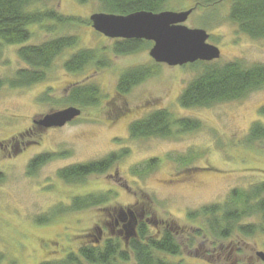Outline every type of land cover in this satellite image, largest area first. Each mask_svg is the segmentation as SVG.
<instances>
[{"label":"rangeland","instance_id":"374dc122","mask_svg":"<svg viewBox=\"0 0 264 264\" xmlns=\"http://www.w3.org/2000/svg\"><path fill=\"white\" fill-rule=\"evenodd\" d=\"M176 5L175 11L195 8L185 24L210 34L208 42L221 50L217 62L264 63V39H252L239 31L229 17L230 0H221L210 9H196L194 0ZM35 9H53L83 20L104 12L99 0L46 1ZM54 26L47 21L34 27L33 43L77 35L78 46L60 55L45 81L24 89L0 88V172L4 175L0 182V264L60 260L68 252L77 251L82 243L101 239L97 226L104 229L103 237L110 236L107 222L113 208L130 204L142 206L145 217L140 222H145L152 233L176 228L172 231L183 248L180 256L171 257L173 262L264 264L257 255L258 251L264 252V231L220 242L231 244V248L229 252L218 251L213 249L220 247L218 243L212 245L209 240L212 236L197 230L202 221L189 220V214L202 206L227 201L233 189H247L264 181V139L247 142L252 126L264 125L260 113L264 86L241 100L210 107H183L180 95L200 72L197 66L155 62L149 54L152 42L130 55H110L109 67L88 66L71 73L64 68L71 53L83 48H110L114 40L87 23ZM1 52L0 77L12 76L23 67L14 47L3 46ZM137 66L152 67L154 73L128 95L119 96L116 88L120 76ZM85 82L99 86L104 96L99 106L83 108L80 116L61 127L34 124L39 116L66 107L63 98L69 88ZM159 109L169 110L175 119L198 120L201 125L192 131L175 128L170 137L133 138V121ZM112 151L123 156L105 173L92 174L75 184L58 175L61 169L106 158ZM41 154L54 155L39 169L30 171L31 160ZM108 192L116 193L117 199L107 208L99 205L66 211L67 205L72 211L77 196ZM149 218L156 223L147 222ZM254 221L246 219L248 223ZM194 234L202 235L189 246ZM121 264L137 263L132 257Z\"/></svg>","mask_w":264,"mask_h":264},{"label":"trees","instance_id":"16d2710c","mask_svg":"<svg viewBox=\"0 0 264 264\" xmlns=\"http://www.w3.org/2000/svg\"><path fill=\"white\" fill-rule=\"evenodd\" d=\"M179 1L182 0H99L104 12L121 15L143 10L155 13L165 10L175 11L174 6H177ZM220 1L194 0L196 9H210ZM229 17L237 24L240 32L252 39H264V0H230ZM38 18H54L60 21V24L65 25L66 23L72 25L77 23L92 24L90 19L83 20L75 16L57 15L53 9L44 10L43 14H30L23 9L21 0H0V51L5 43H21L29 39L26 25L33 23L32 20ZM78 44L77 35H66L20 49L19 53L23 59L39 69L38 72H19L23 84H31L42 79L52 59ZM151 45L152 42L146 40L117 39L113 41L110 48L77 50L66 61L64 67L75 73L88 66L102 69L111 65L110 55H130ZM190 64L197 66L200 72L180 95L179 101L183 107H210L219 103L241 100L264 86V63L247 65L242 60L225 63L215 60L211 62L197 61ZM153 73L152 67L145 66L126 70L117 83L118 95L123 97L128 95L133 88L144 83ZM5 84L6 80L0 77V88ZM103 99L104 96L99 86L95 84L76 85L66 98L68 103L82 108L99 106ZM260 113L264 115V107ZM200 123L198 120L186 118L175 119L169 110L159 109L134 121L130 125V133L133 138L170 137L174 134L175 128H179L180 131H192L200 127ZM263 139L264 125L255 123L247 136V142L253 143ZM53 155L36 156L29 164L30 171L39 169L45 160ZM121 156L111 154L100 160L75 164L60 170L59 175L69 183L82 182L92 174L105 173ZM3 177L4 175L0 173V182ZM108 196L109 193H92L82 198H76L72 210H77L82 206L97 205L99 202L105 201ZM203 213L212 219L213 230L208 232L212 236L210 237L212 242L217 238L226 239L228 235H231V238L242 234L254 236L259 231H264V181L253 184L247 189H233L226 203L205 206L201 210V214ZM189 217L194 220L197 217V212H191ZM248 218H254L255 221L248 223L246 222ZM45 219L47 218L45 217ZM150 221L155 222L154 218H151ZM173 231L165 229L163 232L151 233L141 222L137 229L138 237L131 238L128 245L122 238L125 234L121 236L118 232L114 237L106 239L103 245L97 242L83 243L78 254L70 252L66 259H47L41 261L40 264H83L84 262L88 264H121L132 257L135 258L137 264H185L184 261L173 262L171 259V257L180 256L183 248ZM2 259L3 256L0 255V261Z\"/></svg>","mask_w":264,"mask_h":264},{"label":"water","instance_id":"95a60500","mask_svg":"<svg viewBox=\"0 0 264 264\" xmlns=\"http://www.w3.org/2000/svg\"><path fill=\"white\" fill-rule=\"evenodd\" d=\"M195 8L186 11H137L127 15L95 12L89 19L92 27L111 39H138L153 42L150 56L157 63L170 66L197 61L211 62L221 57L218 46L209 43L210 34L202 28H190L185 22ZM81 110L70 106L43 114L34 120L41 127H61L80 116ZM134 225L131 233L134 235ZM257 255L264 260V252Z\"/></svg>","mask_w":264,"mask_h":264},{"label":"flooded vegetation","instance_id":"af4514ba","mask_svg":"<svg viewBox=\"0 0 264 264\" xmlns=\"http://www.w3.org/2000/svg\"><path fill=\"white\" fill-rule=\"evenodd\" d=\"M51 1H55V0H51ZM21 2H22V7H23V9H25V12H28V13H30V14H43V12H44V10H38V9H35V6L36 5H38L39 3H43V2H46V1H44V0H21ZM50 2V1H49ZM56 12V14L57 15H61V16H65V17H70V15H65V14H62V13H60L59 11H55ZM36 20V21H35ZM32 21H34L33 23H30V24H27V22H26V26H27V30H28V33H29V39H27L26 41H24V42H21V43H5V45L4 46H10V47H14L15 48V52L17 53V59H18V61L23 65V67H21V68H19V69H17L16 71H15V73L12 75V76H8V77H5L4 79L6 80V84L5 85H3V87H5V86H8V87H10V88H15V89H24V88H27V87H30V86H33V85H35V84H38V83H41V82H43V81H45L46 80V78H47V73H48V71L53 67V65L56 63V61H57V59L60 57V55L64 52H62L59 56H57V57H55L54 59H52V62L50 63V66H49V68H47L46 69V71L44 72V77L42 78V79H39L38 81H36V82H33V83H31V84H23V82L21 81L22 79H21V77H20V75L18 74L19 72H21V73H24V71H32V72H38L39 71V69L37 68V67H34V66H32L31 64H29L26 60H24L23 59V57L21 56V54L19 53V51H20V49H22V48H24V47H26V46H28V45H39V44H35V43H33V41H32V38H33V34H34V32H35V29H34V27H37V26H41L44 22L46 23L47 21L48 22H52V26H59L60 25V21H58L57 19H54V18H47V19H43V18H38V19H34V20H32ZM54 26V27H55ZM43 27V26H42ZM52 29H53V27H52ZM103 35V34H102ZM62 36V35H61ZM105 36V35H104ZM107 37V36H106ZM54 38H56V37H54ZM54 38H51V39H49V40H52V39H54ZM108 38V37H107ZM32 41V43H28L29 41ZM49 40H46L45 42H47V41H49ZM113 40H117V39H113ZM147 41V40H146ZM42 43H44V42H42ZM42 43H40V44H42ZM16 45H20L18 48H16ZM68 49H70V48H68ZM1 51H0V56H1ZM73 53H71L70 55H72ZM68 59H70V56L67 58V60ZM66 60V61H67ZM66 61H65V63H66ZM0 65H1V57H0ZM89 67H91V66H89ZM65 68V67H64ZM66 69V68H65ZM130 69V68H129ZM66 71H68L67 69H66ZM40 72H41V70H40ZM68 72H70V71H68ZM71 73H75V72H71ZM78 73V72H77ZM77 73H75V74H77ZM23 75V74H22ZM2 78V77H1ZM13 82H15V85H13ZM22 82V83H21ZM86 84H91V83H88V82H85V83H81V84H74V85H72L71 86V88H69V90H68V93L66 94V96H65V98H63L64 99V101L66 100V98L69 96V93H70V91L72 90V88L73 87H75L76 85H86ZM66 103H68V101L66 100L65 101ZM74 104H72V103H68L67 105H66V107H64V108H67V107H70V106H73ZM80 107V106H79ZM195 107V106H194ZM64 108H62V109H64ZM188 108H192V107H188ZM59 110H61V109H59ZM81 114H82V110H83V108L81 107ZM58 111V110H57ZM47 114V113H46ZM141 118H143V117H141ZM141 118H138V119H141ZM138 119H135L134 121H136V120H138ZM35 120V119H34ZM34 120H33V122H34ZM133 121V122H134ZM34 124H36V123H34ZM38 125V124H37ZM41 127V126H40ZM41 128H43V127H41ZM21 135H23V134H21ZM28 135V134H27ZM110 154H116V155H122L123 156V153H120V154H118V152L117 153H114V151H112ZM121 156V157H122ZM120 157V158H121ZM119 158V159H120ZM118 159V160H119ZM118 160L117 161H115V163L116 162H118ZM62 170V169H61ZM60 171V170H59ZM0 173H2V172H0ZM58 175H59V173H58ZM59 177H60V175H59ZM61 178V177H60ZM61 179H63V178H61ZM64 180V179H63ZM66 182V181H65ZM69 183V182H68ZM76 182H70L69 184H75ZM109 193V196H108V198L105 200V201H101V202H99L97 205H94V206H82V207H80V208H78L77 210L78 211H81V210H86V209H89V208H93V207H96V206H99L100 205V208L101 207H106L107 208V205L108 204H110V203H112V200L113 201H116V199H117V194L116 193H112V192H108ZM87 195H89V194H87ZM84 196H86V195H84ZM84 196H80V197H75L74 199H73V205L75 204V199L76 198H82V197H84ZM229 197H230V193L228 194V200H229ZM227 200V201H228ZM227 201H225V202H216V203H213V204H207V205H204V206H202L201 208H199L196 212H197V217L195 218V219H197V220H200V221H202V226H198V229L197 230H199V231H203V232H211L212 230H213V227L211 226L213 223H212V219H211V217L210 216H206L204 213L203 214H201V210H202V208L203 207H205V206H208V205H222V204H224V203H226ZM67 209H68V211L67 212H75L74 210H72V211H70V209H69V205H67ZM144 212H143V208H142V206H135V204H130V205H125V206H121V205H118L116 208L114 207L113 208V215L111 214V220L110 221H108L107 222V227H108V229H110L111 231H112V234L110 235V236H108V237H103V231H104V229L102 228V227H96L95 229L99 232L98 234L100 235V236H102L101 237V239L99 238V239H96V242L97 243H99L100 245H103V243L105 242V240L106 239H108V238H111V237H114L115 235H117V233L119 232V235H121V236H123V234H125V236L124 237H122V238H124V240H125V242H126V245H128V243H129V241L131 240V238H133V237H138L137 235V229H138V226H139V224L141 223L140 222V220H143L144 219ZM151 220V218H149V219H147V222H151L150 221ZM189 220H191V219H189ZM197 220H194V221H197ZM134 223L136 224L135 225V227H134V235H133V233H131L130 231H131V225H134ZM142 223H144V225L146 226V228H147V230L149 231V232H151L152 233V229H149L148 227H147V225H146V223L145 222H142ZM152 223V222H151ZM156 223V221L154 222V223H152V224H155ZM166 229H169L170 231H172V230H174L175 228H173V227H170V228H166ZM122 230V232H120ZM196 230V231H197ZM160 232H163V231H160ZM198 234V233H197ZM209 234V233H208ZM200 235H202V234H200ZM200 235H196V234H194L193 235V237L190 239L191 240V242H190V244H189V246L193 243L194 244V242L200 237ZM210 240V242L212 243V245L213 244H216V243H218L217 245L218 246H220V247H217V248H213L214 250H216V249H218V251H224V250H226V249H228L227 250V252H229L230 251V248H231V244H227V245H224V244H222V245H219V243L220 242H223V241H231V235H228V238H224V239H220V238H217V239H215V241H213L212 242V240L211 239H209ZM95 242V243H96ZM85 243V242H84ZM83 244V243H82ZM81 244V245H82ZM80 245V246H81ZM80 246H79V248H80ZM182 246V245H181ZM193 246V245H192ZM79 248L77 249V251H70V252H73V253H77L78 254V252H79ZM70 252H68V253H70ZM226 252V253H227ZM68 253L67 254H65V256L62 258V259H66L67 258V255H68ZM220 253V252H219ZM220 255H222V253L220 254ZM176 257V256H175ZM62 259H60V260H62ZM183 260V259H182ZM185 263V262H184ZM84 264V263H83Z\"/></svg>","mask_w":264,"mask_h":264},{"label":"bare ground","instance_id":"6f19581e","mask_svg":"<svg viewBox=\"0 0 264 264\" xmlns=\"http://www.w3.org/2000/svg\"><path fill=\"white\" fill-rule=\"evenodd\" d=\"M128 70V69H127Z\"/></svg>","mask_w":264,"mask_h":264}]
</instances>
